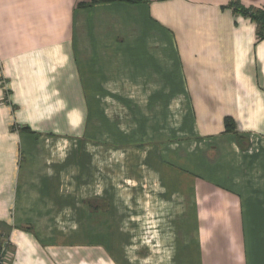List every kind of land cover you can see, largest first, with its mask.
<instances>
[{
  "label": "crops",
  "instance_id": "1",
  "mask_svg": "<svg viewBox=\"0 0 264 264\" xmlns=\"http://www.w3.org/2000/svg\"><path fill=\"white\" fill-rule=\"evenodd\" d=\"M233 1L264 9L0 0L9 264H126V247L101 231L115 226L109 196L123 152L131 170L155 174L166 201L186 204L171 221L176 264H264V41ZM102 179L108 205L92 208Z\"/></svg>",
  "mask_w": 264,
  "mask_h": 264
},
{
  "label": "rangeland",
  "instance_id": "2",
  "mask_svg": "<svg viewBox=\"0 0 264 264\" xmlns=\"http://www.w3.org/2000/svg\"><path fill=\"white\" fill-rule=\"evenodd\" d=\"M91 1L93 0H85V3H91ZM133 107L136 108L134 104ZM125 113L123 111L120 118L118 116L111 118L119 120L125 116ZM126 155L129 154L124 152L116 154V174L112 181V194L109 196L116 208L115 218H110L115 221L116 227L101 229V231L103 234H105L104 231L111 232L113 244L115 242L118 248L121 246L122 251L125 252L126 247L127 255L125 261L122 260L126 264H176L174 260L177 229L173 227L174 222L171 221L178 209L179 213L184 211L182 209L186 207V204L178 202V207L176 199L173 203L166 201L165 190L155 174L142 173L137 169V165H132L136 170H131L129 165L122 161ZM107 187L106 179L104 181L102 179L99 202L91 200L87 204H91L92 208H96L97 205L106 208L108 200L104 198H106ZM105 218L108 219V216ZM178 230L180 242H182L186 239L187 229L179 228ZM11 244L8 239L0 241L1 264H9L10 259L13 258Z\"/></svg>",
  "mask_w": 264,
  "mask_h": 264
},
{
  "label": "trees",
  "instance_id": "3",
  "mask_svg": "<svg viewBox=\"0 0 264 264\" xmlns=\"http://www.w3.org/2000/svg\"><path fill=\"white\" fill-rule=\"evenodd\" d=\"M117 0H93L91 3L86 4L85 2H81L79 6H91L96 3H108L114 2ZM127 1L131 3H138L142 0H121ZM228 7L234 11L235 14H240L246 18H250L252 22H254L257 26V36L260 41H264V9H256V8H247L242 5L239 1L231 2ZM226 128L227 131H233L234 123L231 119H226Z\"/></svg>",
  "mask_w": 264,
  "mask_h": 264
},
{
  "label": "built area",
  "instance_id": "4",
  "mask_svg": "<svg viewBox=\"0 0 264 264\" xmlns=\"http://www.w3.org/2000/svg\"><path fill=\"white\" fill-rule=\"evenodd\" d=\"M1 248V247H0ZM0 251H1V249H0ZM0 264H1V259H0Z\"/></svg>",
  "mask_w": 264,
  "mask_h": 264
}]
</instances>
